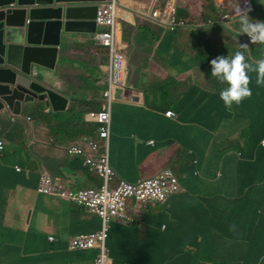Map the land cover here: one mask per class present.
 Masks as SVG:
<instances>
[{"label": "crops", "instance_id": "1", "mask_svg": "<svg viewBox=\"0 0 264 264\" xmlns=\"http://www.w3.org/2000/svg\"><path fill=\"white\" fill-rule=\"evenodd\" d=\"M126 1L128 5L123 6L144 13L166 0ZM151 29L153 33L157 30L153 26ZM220 34L211 30L205 41L212 43L216 51L240 49V45L235 48L231 33L218 37ZM93 40L92 33L62 31L61 59L55 69H45L46 79L41 78L47 86L69 97L67 110L74 101H83L76 107V120L62 123L65 129L74 128L71 133L62 130L57 133L62 135L59 138L55 134L56 119L41 122L32 112L25 113L39 100L24 103L22 115L15 116L9 108L0 111V139L7 144L0 156V264H94L97 257L95 251L71 253L68 243L77 235L99 230L100 218L37 190L43 169L73 190L98 184L99 177L82 158L66 152L71 142L89 140L90 133L81 131V115L93 112L97 105L93 101L102 98L100 85L104 87L106 82L105 75L99 74L103 62ZM127 43L128 62L134 72L129 74V81L134 90H117L118 102L112 108L110 166L132 184L170 168L185 188L163 205L140 207L132 202L139 213L138 221L131 225L123 219L114 221L109 240L112 256L122 259L123 264H137L145 258L157 264L166 258L156 251L160 235L176 228L169 247L179 240L178 235L188 239L190 254L183 264L227 250L238 242L245 247L243 258L238 260L258 264V244L264 243V237L259 240L258 236L254 244L244 233L222 239L229 243L228 248L218 245L217 238L206 247L199 244L198 225L201 217L207 222L215 217L243 226L247 215L258 226L260 206L264 204V173L259 164L262 152L256 143L264 139V91L255 88L250 99L228 110L219 96L212 102L214 92L199 70L195 45L189 38L173 40L160 34L158 40L141 38ZM163 69L175 72L168 76L169 86L163 85L166 80L161 83ZM163 89L167 96L161 93ZM169 111L175 114L172 118L166 116ZM57 116L66 120L68 115ZM225 119L236 122L241 129L232 135L212 136ZM86 123L91 122L86 119ZM52 138L58 141L51 142ZM236 145L248 147V155L231 148ZM17 166L23 170H17ZM64 234L69 236L62 239ZM50 238L55 242L51 243Z\"/></svg>", "mask_w": 264, "mask_h": 264}, {"label": "clouds", "instance_id": "2", "mask_svg": "<svg viewBox=\"0 0 264 264\" xmlns=\"http://www.w3.org/2000/svg\"><path fill=\"white\" fill-rule=\"evenodd\" d=\"M258 2L256 4L254 0H233V2L230 3L229 0H219V1L216 0L217 8L219 10V17L218 18H211V19L207 20L206 23H191L189 20L185 19L184 17H181L179 15L178 0H166L164 3L161 4V6H158V5L153 6V8L150 9L149 12H147V10H145L144 13H140L138 11L131 10L127 5H126L127 7L123 6L122 4H124V3L120 2L119 0H107L104 2H100L99 8L103 4H106V3H114L115 5H117L116 9L118 11V14L116 17L115 47L117 48L118 53L123 57V59L125 61L126 75H125L124 83L122 85H116V86H124V85L128 84L129 89L134 90V86L129 81V74H130L129 62H128V57L124 53V50L129 49V44L123 40L124 34H123L122 23L126 19L127 13H129V14L138 13L140 15H143V16L163 25L165 27V29H167V32L174 31V33H175L179 30H185V29H194V30L201 29V30L208 31V32H210L211 30H216L217 32L221 33L218 37H221V35L223 36V34L226 32L231 33L233 36L235 48L237 45H240L241 47H240V49H236L238 51L231 57H229V56L225 57V56L221 55V56H217L216 58L212 59L210 61L211 77L218 80L220 82V84L226 85V87L222 88L221 91L219 92V98L223 102L224 107L228 110H231L232 106H234V104L239 106L245 99H250L252 96V92H254L255 88L253 89V87L249 86L251 83V80L253 79V77L251 78V75H250L251 73L255 74V77H256L255 83L257 86L264 85V58L259 59V57L251 49V45H255V44L264 45V22H261V21L253 22L249 17V15H251V14L264 13V6L260 7L258 5ZM172 6L175 7V9H176L175 11H172V9H171ZM98 11H99V9H98ZM155 12H157V15L154 14ZM96 22H97V31L95 33H92V34H94L93 42L97 46V51H98V54L100 55L99 58L101 59L100 61L103 62L102 64H100V68H101L100 70H101V74H103V76L105 75L106 82H105L104 87H102L103 88L102 98H99L102 101L101 108L99 110H96L94 108L93 112L87 113L89 115H86V117H85V115H83L85 121H86V119H88L89 122L94 123L96 125L95 126V135L96 136H95V138L89 136V140L83 139L84 141H82L80 143L71 142L70 144L67 145L66 152L68 155H73V156L82 158L84 165L87 166L88 168L92 169L93 172L95 173V175L99 177V175L95 172V170L91 166H89L85 163V159L83 156L74 155V154H71L68 152V147H70L72 145H81L82 147H87V144L89 142H93V143L98 144L99 149H100V153L105 152L106 147H108V159H109V166H110L109 141H110V136H111L112 108H113V103L116 101L118 102V95L114 89L115 85H113L111 88V91H112V94L114 96V100L111 102L110 134H109L108 139H102L99 135V132H98L101 124H100V122H98L96 120V116L102 110L103 105L108 102L107 97L105 96V92L110 89L109 71H108L109 65H110V46L98 44L96 41V35L103 33L104 31L111 30V26L99 23L98 22V13H97V17H96ZM182 23H184V25ZM129 25L134 26V24H129ZM172 25H175V28H173ZM204 25H208V27H204ZM240 40H243V43L242 42L240 43L239 42ZM244 49L247 52H244ZM219 51H223V50L219 49L217 52H219ZM214 52H215V50H214ZM60 59L61 58L59 57V53H58L57 65H58ZM56 66H55V68H56ZM49 70H51V69H49ZM99 79H100V77H99ZM130 84H131V86H130ZM68 99H69V97H68ZM36 100H39V99H36ZM40 101L44 102V103L46 102V101H42V100H40ZM24 103H28V102H24ZM46 104H47V102H46ZM46 104H45V114L50 115V117L46 118L43 116V119H45V120H53V119H55V115L59 114L61 112L68 113L67 112L68 111L67 110L68 104H67L66 109L61 110V111H54L51 105L47 104V106H46ZM22 111H23V109H22ZM54 112H58V113L53 114ZM170 113H171V115H170ZM20 115H22V113ZM174 115L175 114L173 111H169L166 113V116L170 117V118H172ZM15 116H18V115L15 114ZM13 119H16V117H13ZM43 119L40 117L41 122L43 121ZM28 120L32 121L33 117L29 116ZM55 127H56L55 134L60 133L62 131L60 128V125L56 124ZM61 136H62L61 134H57V137L60 138ZM0 140H3L5 142L4 139H0ZM50 141L51 142H57L58 139L52 138ZM260 146L258 145L259 150H263L261 148H264V139H262L260 141ZM6 148H7V144L5 142V149L0 154V156L4 153ZM241 155H242V153H241ZM197 163H198V161H196V164ZM16 168H17V170H19V168H21V170H19V171L23 170V167H21V166H17ZM110 168H111V166H110ZM44 171L50 172V170L43 169L40 173V178H41V174ZM164 171L172 172V177L175 178L176 183L179 186V190L170 193L165 202L152 201V202H148L145 204H141L138 202V200L136 198H131L127 201V217L113 218L111 221V224H110V232H109L108 239L106 240V249H107V256H108L107 264H116V263L123 264V262L122 263L117 262L116 259L112 256V251L110 248L109 240H110L111 232L113 229V223L115 220L123 219V220L127 221L130 225L137 223V221H138L137 217L139 216V213H137L136 208H132V204H131L132 202L136 203V205H138L140 207H146L149 205H163V204H166L172 196H174L176 194H181L184 191L185 186L182 184L178 174L175 173V171L173 169L166 168L165 170H162L157 176L152 177V178L154 179V178L158 177ZM113 172L116 173V171H114V170H113ZM200 173H201L200 171H197V174H200ZM51 175H53V174L51 173ZM217 176L218 175L215 173V177H217ZM53 177L56 181L64 184L67 189L72 190V191L85 190V189H90V188H101L104 184L103 179H101L99 177L103 182L101 184V186H98V187L90 186V187H87L84 189L73 190V189H70L68 186H66V184L63 181L56 179L54 175H53ZM40 178H39V183H40ZM152 178H147V179H142V180H148V179H152ZM121 180H124V179L119 177L118 174L116 173V179L111 183V187L115 188L116 185ZM142 180H140V181H142ZM124 181H126V180H124ZM126 182H128V181H126ZM130 184H132V183H130ZM38 188H39V184H38ZM38 188H37V190H38ZM38 192H39V190H38ZM39 193H41V192H39ZM43 195H45V194H43ZM47 196L59 197V195H47ZM63 200H65V199H63ZM65 201H67V200H65ZM67 202L74 204L70 201H67ZM74 205L79 207L76 204H74ZM79 208H85V207H79ZM85 209H88V208H85ZM88 210H90V209H88ZM94 216H96L97 218H100V220H101L100 229L94 233L77 235V237L81 236V235H95L96 233L100 232L103 229V225H104L103 218L96 215V214H94ZM77 237H75V238H77ZM75 238H73L69 241L68 251L71 253H91V252L95 251L97 253V257L94 261V264H97V261L100 259L102 251L98 248H92V250H87V251H71L70 246H71L72 241ZM54 242H55V240L53 239V241L51 243H54ZM238 262H240V261H238ZM239 264H243V263L240 262Z\"/></svg>", "mask_w": 264, "mask_h": 264}, {"label": "water", "instance_id": "3", "mask_svg": "<svg viewBox=\"0 0 264 264\" xmlns=\"http://www.w3.org/2000/svg\"><path fill=\"white\" fill-rule=\"evenodd\" d=\"M104 1L0 0V111L8 107L20 115L23 103L36 99L54 111L66 109L68 97L41 78L57 65L62 31H97Z\"/></svg>", "mask_w": 264, "mask_h": 264}, {"label": "built area", "instance_id": "4", "mask_svg": "<svg viewBox=\"0 0 264 264\" xmlns=\"http://www.w3.org/2000/svg\"><path fill=\"white\" fill-rule=\"evenodd\" d=\"M117 5L114 3L103 4L98 11V22L111 26V30L96 35L98 44L110 46L109 82L110 89L105 92L108 102L103 105L102 110L97 114L96 120L101 126L98 130L102 139H108L110 134L111 102L114 100L111 88L113 85H122L125 81L126 68L123 57L115 47L116 17L118 14ZM175 11V7H171ZM157 15V12L154 13ZM184 25V23H182ZM175 28V25H172ZM171 115V113H170ZM5 149V142L0 140V154ZM68 152L74 155L83 156L85 163L91 166L103 179L101 188H90L85 190L72 191L64 184L56 181L49 171L41 174L39 192L45 195H59L60 198L70 201L79 207L90 209L94 214L104 220L103 229L95 235H81L75 238L70 246L71 251H87L98 248L102 251L97 264H107L108 256L106 240L110 232V224L113 218L127 217V201L136 198L139 203L165 202L170 193L179 190L172 172L164 171L156 178L142 180L137 184H130L121 180L115 188L111 183L116 179V173L109 166L108 147L100 153L98 144L89 142L87 147L72 145ZM21 170V168H19ZM52 242L53 239L51 238Z\"/></svg>", "mask_w": 264, "mask_h": 264}, {"label": "trees", "instance_id": "5", "mask_svg": "<svg viewBox=\"0 0 264 264\" xmlns=\"http://www.w3.org/2000/svg\"><path fill=\"white\" fill-rule=\"evenodd\" d=\"M178 3H179V15L189 20L191 23H206L207 20L211 18L219 17V10L217 8L216 0H178ZM249 17L253 22L255 21L264 22V13L251 14L249 15ZM129 24H134V26L129 25ZM152 26L157 28L155 33H153V30L151 29ZM122 27H123L124 39L129 43L131 42L136 43L139 40H141V38H143L144 40L150 39L151 41H154L155 39L158 40L160 34H162L163 36L169 35L170 38H172L173 40H176L178 37L180 39L182 38L190 39L191 37L183 36L181 33L187 32L190 30H192L193 32H196L198 30L203 31L201 29H196V30L185 29V30H179L175 33L174 31L168 33L167 29H165L163 25L143 15H140L138 13H132V14L127 13L126 19L122 23ZM239 42L243 43V40H240ZM255 47L257 50L255 54L259 57V59L264 58V45L255 44ZM193 49L195 50L197 58L199 59V62H200L199 70L203 72L204 74H207L208 77H210V81H208V83L211 85L212 91L214 92L213 95L211 96V100L212 102H214L215 99L218 98L219 92L221 91V89L226 87V85L220 84L218 80L211 77V72L208 70V68H211L210 61L218 56L217 53L220 54V56L223 55L227 57V56H233L238 50L227 49V50L214 53L212 43L206 42L205 40L200 42L199 46L198 47L195 46ZM244 52H247V51L244 49ZM124 53L129 59V49L124 50ZM204 61H207V63H203ZM169 75L171 76V74ZM250 75H251V78L253 77V79L251 80V83L249 86L253 87V89L256 88L260 90L261 92H263L264 85L257 86L255 83V79H256L255 74L251 73ZM100 88H102V85H100ZM81 102L83 101H74L71 104V106L69 107L67 111L68 116L66 120L58 118L57 116L58 114H56L58 112L53 113V114H56L55 119L57 121V124L60 125L61 130H65L66 132L71 133V130L74 129V128L65 129L62 123L64 121H66L67 123H73L76 120L75 119V115L77 113L76 107ZM93 102L97 103L95 109L99 110L101 108L102 101L98 99L97 101L94 100ZM41 118L43 119V116ZM81 118L83 122V130L81 131H84L86 134L90 133L88 135L95 138L96 136L95 126L96 125L94 123H86L83 115H81ZM79 133L80 132H77L75 134H79ZM262 139L263 137L259 139V142L256 143V146L257 145L260 146V141ZM261 149L263 150H261L262 154H261V159L259 161V164L264 173V148H261ZM260 209L264 213V204L260 206ZM262 212L259 213L260 219H259L258 226L247 215H246L247 217L246 216L244 217L245 221H243V226H233L230 222H227V223L222 222V220L215 218V217L211 218L210 221L207 222L206 219L204 220V218L201 217V220L199 221L200 224L198 225V232L200 233V236H201V238L198 239L200 241L199 244L203 246H206L207 244L209 246V244L214 239L217 238L220 241L218 245L222 243L224 248H228L229 243L222 242V239L229 240L228 238H232L233 236H236V237L243 236L244 233L248 235V237H245V238L252 239L254 244H256L257 243L256 238L258 236H259V240H262V237H264V219H263L264 217H262ZM178 237H179V240L176 243H173L168 248L167 251L162 252V257L166 256V258H164L162 261L159 260L157 264H183L185 262V258L190 254V248L187 242L188 239L185 237L179 236V235ZM258 245H259V251H260L258 253V255L260 254V258H259L260 263L258 262V260L256 261L258 264H263L262 257L264 253V248L262 244H258ZM143 247H146V245ZM203 258L209 260L211 263H215L213 258L201 256V257H197L191 260V262H189L188 264H202ZM116 261L119 263L124 262L120 258L119 259L116 258ZM145 263L153 264L152 261L149 260L148 258L141 260L137 264H145ZM239 263L240 262H219L217 264H239Z\"/></svg>", "mask_w": 264, "mask_h": 264}, {"label": "rangeland", "instance_id": "6", "mask_svg": "<svg viewBox=\"0 0 264 264\" xmlns=\"http://www.w3.org/2000/svg\"><path fill=\"white\" fill-rule=\"evenodd\" d=\"M219 1V0H218ZM255 3L257 4L258 2V5L261 7V6H264V0H254ZM204 27H208V25H204ZM183 36H188V37H191L190 38V41L192 42V39H193V44L198 47L200 42L204 41L208 36H209V32L208 31H196V32H193L192 30L190 31H187V32H182L181 33ZM251 49L253 52H256V47L255 45H251ZM215 52L217 53V51L215 50ZM218 56H220V54L217 53ZM231 57V56H229ZM203 63H207V61H204ZM133 69V67H131V65H129V70H130V76L132 74H134L133 71H131ZM208 70L211 72V68H208ZM163 73L162 75L165 76L161 79V83L166 80L163 85L165 86H169L171 85V82H169L168 80V76H170L169 74H171V76H173L175 74L174 70L171 69V71H165L163 69ZM99 72V70H98ZM99 74H101L99 72ZM206 75V78L208 79V81H210V77H208L207 74ZM170 76V77H171ZM167 88V87H166ZM114 89L115 91L117 92V90H123L125 92H128L130 91L129 89V85H124V86H114ZM161 93L163 95H166L168 92L167 90L163 89L161 91ZM167 96V95H166ZM28 112H32L36 119L44 116L46 118H49L50 115L48 114H45V103L44 102H41L40 100L35 102L34 104H32L28 110H26L25 113H28ZM60 115L62 116H67V113L66 112H61L59 113ZM230 124V125H228ZM241 129V126H239L236 122H231V121H228L227 119L223 120L221 123H220V128L214 132L212 131V136H214L215 134H224V135H232L234 134L235 132L239 131ZM248 146V145H247ZM233 150H235L236 152H239L241 151L242 153L245 154V156L248 155V151H249V148L243 146V147H239V146H232L231 147ZM240 152V153H241ZM102 181V180H101ZM99 178H97V182L98 184H95V185H91V186H101V184L103 182H101ZM131 203V202H130ZM87 210L91 215L94 216L93 212L91 210H88V209H85ZM176 234V228H172L171 231L168 233V234H162L160 235L161 239H160V242L157 243V247H156V251L157 253H160L162 254L163 250L168 248L169 245L171 244L174 236ZM156 235H159L158 232ZM263 245V248H264V243L262 244ZM244 250H245V247L243 246V243L242 242H238V243H234V244H230V247L227 249V250H223V251H220L216 254H210L208 257H211L214 259L215 263H211L209 260L203 258V261H202V264H217L219 262H238L240 258H243L244 256ZM259 258H260V254L258 255V257L256 258V260H258V262L260 263L259 261ZM262 263L264 264V253H263V257H262Z\"/></svg>", "mask_w": 264, "mask_h": 264}, {"label": "bare ground", "instance_id": "7", "mask_svg": "<svg viewBox=\"0 0 264 264\" xmlns=\"http://www.w3.org/2000/svg\"><path fill=\"white\" fill-rule=\"evenodd\" d=\"M229 1H230V3L233 2V0H229ZM122 2L128 5V1H126V0H122ZM120 13H121V12H120Z\"/></svg>", "mask_w": 264, "mask_h": 264}]
</instances>
